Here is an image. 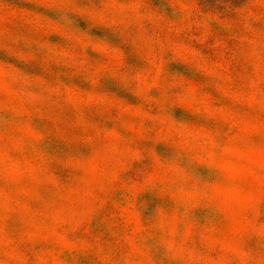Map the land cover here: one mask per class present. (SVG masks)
Returning <instances> with one entry per match:
<instances>
[{"label":"rangeland","instance_id":"1","mask_svg":"<svg viewBox=\"0 0 264 264\" xmlns=\"http://www.w3.org/2000/svg\"><path fill=\"white\" fill-rule=\"evenodd\" d=\"M188 2L0 0V264H264V0Z\"/></svg>","mask_w":264,"mask_h":264},{"label":"clouds","instance_id":"2","mask_svg":"<svg viewBox=\"0 0 264 264\" xmlns=\"http://www.w3.org/2000/svg\"><path fill=\"white\" fill-rule=\"evenodd\" d=\"M61 5V19L66 24H72L73 21L68 19V11L63 8L65 0H61ZM226 7L230 8V3ZM234 12L238 20L251 22L260 19V16L253 11L251 4L241 3L240 7L235 9ZM98 14L103 18V22L123 28L140 24L151 25L161 32H166L170 40L176 41L180 39L181 34L186 29L191 28V18L202 15L195 5L189 3L188 0H159L155 7L150 6V0H128V2L122 4L117 3V0H101ZM95 26V24L91 25V27ZM171 99L175 102L178 98L172 97ZM99 102L107 104L105 98H101ZM112 107L115 106L112 105ZM199 111L200 109L194 105L193 115ZM126 114L127 110H121V116ZM193 175H195V172H193ZM208 180L210 181V178Z\"/></svg>","mask_w":264,"mask_h":264}]
</instances>
